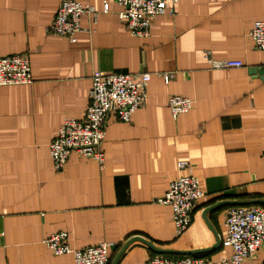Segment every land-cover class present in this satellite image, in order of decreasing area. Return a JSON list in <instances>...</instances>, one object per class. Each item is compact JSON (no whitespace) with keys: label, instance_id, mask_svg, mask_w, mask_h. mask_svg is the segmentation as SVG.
Masks as SVG:
<instances>
[{"label":"crops","instance_id":"obj_1","mask_svg":"<svg viewBox=\"0 0 264 264\" xmlns=\"http://www.w3.org/2000/svg\"><path fill=\"white\" fill-rule=\"evenodd\" d=\"M77 1L98 14L82 15L72 43L49 31L61 0H0V56L27 54L34 79L0 86V264H75L44 244L64 230L77 248L108 242V264L230 257L227 208H264V74L253 69L264 51L249 35L264 0H178L145 36L127 29L116 0ZM207 50L244 66L213 69ZM95 70L151 73L146 105L129 122L109 116L104 166L73 152L58 171L49 144L66 118L85 117ZM164 71L177 77L166 83ZM172 94L193 100L177 119ZM182 161L206 194L178 235L156 199L189 172ZM263 258L264 248L240 264Z\"/></svg>","mask_w":264,"mask_h":264},{"label":"built area","instance_id":"obj_2","mask_svg":"<svg viewBox=\"0 0 264 264\" xmlns=\"http://www.w3.org/2000/svg\"><path fill=\"white\" fill-rule=\"evenodd\" d=\"M122 10L120 19L134 35L145 36L150 33L152 20L162 14H176L178 0H116ZM104 11L111 7L105 3ZM98 14L96 8L83 5L77 0H61L58 12L49 26L50 33L76 42V34L82 30L81 17L85 13ZM257 49L264 51V19L256 21L249 33ZM213 69H233L243 67L240 59H218L212 57L210 50L205 52ZM166 83L173 81L177 75L174 71L160 73ZM92 86L89 90V103L83 119L66 118L49 144L50 155L56 170L65 167L73 152L87 157L104 166L106 159L103 146L106 126L111 114L123 122H129L135 110L146 105L148 85L151 73H105L95 70ZM32 62L27 54H7L0 56V86L32 83ZM168 107L174 119L187 113L193 107V100L180 94H172ZM178 169H189L173 180L166 193L157 198L160 204L172 208L175 231L182 235L193 222L194 211L206 192L200 188V181L192 171V164L182 161ZM228 230L223 240L224 246L232 248L230 257L220 261H209L205 258L186 255L179 259L163 256H151L143 264H240L253 259L257 252L264 248V208L259 205H231L226 211ZM44 244L56 255L71 253L75 264H108L110 261L109 243L99 242L82 248L73 246V239L68 231L51 233ZM253 264H264V258Z\"/></svg>","mask_w":264,"mask_h":264},{"label":"water","instance_id":"obj_3","mask_svg":"<svg viewBox=\"0 0 264 264\" xmlns=\"http://www.w3.org/2000/svg\"><path fill=\"white\" fill-rule=\"evenodd\" d=\"M254 69V71H259V73H261V74H264V69H262V68H260V69H257V68H253ZM238 203H245V202H242V201H239ZM246 203H250V202H246Z\"/></svg>","mask_w":264,"mask_h":264}]
</instances>
